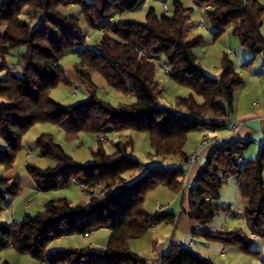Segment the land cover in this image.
Segmentation results:
<instances>
[{"label":"trees","instance_id":"trees-1","mask_svg":"<svg viewBox=\"0 0 264 264\" xmlns=\"http://www.w3.org/2000/svg\"><path fill=\"white\" fill-rule=\"evenodd\" d=\"M190 1L173 0L171 14L158 15L150 6L144 20H135L120 16L139 9L144 0H0V73L6 71L4 77L0 76V211L6 200L21 191L15 161L24 135L38 122L55 123L70 137L81 131H144L156 155L180 156L184 161L180 166L145 164L132 154L133 139L129 136L113 144V153L100 147L92 152V162L83 163L74 160L50 133H42L36 139L38 151L55 163L41 168L28 162L26 172L41 191L72 181L86 184L82 188L89 202L73 203L62 196L46 201L43 210L25 214L20 220L0 219V253L12 246L47 264H147L144 256L130 249V240L142 237L154 224L172 223L177 218L173 211L146 210L148 191L164 184L180 192L181 202H188V216L204 226L221 209H229L218 202L229 176L237 178L248 231L264 236V143L255 157L245 159L244 153L254 142L251 134L216 145L189 192H184L189 158L184 145L189 133L226 128V119L235 110L237 92L245 82L228 54L223 55L217 75L200 64L194 50L204 44L205 38L194 30L198 26L194 13L200 10L197 4H210L203 16L215 37L231 26L241 44L257 55L264 52V3ZM69 5L77 6L78 11H65ZM110 17L115 18L113 23L108 22ZM99 27L106 28L95 44L84 43L87 29ZM18 46L24 47L18 57L19 73L12 72L7 61L10 50ZM73 51L78 54L73 69L93 93L88 99L65 105L52 98L51 90L61 82H70L60 61ZM163 55L168 74L202 96L201 102L192 93L178 96L174 107L158 104L155 60ZM95 72L116 90L133 94L135 100L115 106L99 99L93 90ZM239 156L243 162L238 165ZM129 171L140 172L128 180L125 174ZM103 227L110 230L103 247L48 249L55 238L87 235ZM199 233L209 241L238 246L255 255L259 252L252 249L251 237L241 228L203 229ZM159 264L217 263L171 240Z\"/></svg>","mask_w":264,"mask_h":264},{"label":"rangeland","instance_id":"rangeland-1","mask_svg":"<svg viewBox=\"0 0 264 264\" xmlns=\"http://www.w3.org/2000/svg\"><path fill=\"white\" fill-rule=\"evenodd\" d=\"M164 1L166 0H150L148 2L150 5L155 7L156 13L158 15L171 14L173 11V0H168V4L170 6L168 11H165L163 9ZM260 1L264 3V0ZM186 4H191V1L186 0ZM208 6V8L211 7L210 4ZM65 11L77 12L78 10L77 6L69 5L65 8ZM202 15L204 14L201 10L195 11L194 19L196 23L200 20ZM144 17L145 15H143V12L140 9L127 11L122 14V18L127 19L144 20ZM82 25L84 28L86 27L84 21H82ZM194 30L197 33H201L205 38L204 44L196 47V49L194 50L202 67L206 70H209L211 74H214L220 69L223 55L228 54L229 58L235 62L237 70L242 71L241 75L243 76L245 82H247L246 89H248V92L250 91L251 93L254 87L251 80L250 82L248 81L250 79V69L260 70V72L264 73V71L262 70L264 67V52L256 55L254 52L245 48L241 44L239 38L233 34L231 26L227 27L219 37H215L213 30H209L203 27L200 28L196 26ZM261 32L264 35V22L261 27ZM87 34H89L90 36L89 39H87V42H89L92 37L93 39H97L100 36V33L96 29L91 28L87 29ZM23 50V46H18L10 50V53L7 56V61L12 72H20L18 57ZM247 57L249 58L246 59ZM76 61H78V54L75 51L67 53L61 59L60 64L64 68L70 82H61L51 90L52 98L65 105L77 103L82 99H88L93 93L88 84L75 73L73 66ZM155 62L156 82L158 83L160 89V94L158 97L159 105L164 107H174L176 98L178 96H188L192 93L195 94L198 101L201 102L203 100L202 96L194 93L191 87L177 82L168 74V72L166 71L168 63L164 55L159 59H156ZM5 74L6 71H2L0 73V76L4 77ZM93 80L96 84V87L93 89L95 90V95L105 102L117 106L121 103H130L135 100V96L133 94L118 91L107 82L103 84L102 81L106 80L98 72H95L93 74ZM42 133H50L54 140L62 144V146L73 157L74 160L83 163L92 162L94 159L92 152L98 150L100 147L104 148L109 154L113 153L115 151V147L113 144L118 141H126L128 140L129 136L133 139L132 154L134 156L138 157L142 162L148 165L159 164L160 162H162L157 158L156 154H152L153 150L149 144L148 133L144 131H110L100 134H97L93 131H81L77 133L75 137H70L64 128L55 123L38 122L34 124L23 137V146L18 153L15 161V166L18 171L25 170V165L28 162H31L41 168H46L48 166L54 165L55 162L52 158L43 156L38 151L36 139ZM99 139H101V141H99ZM198 145L199 144L197 143L196 150L198 148ZM255 149L256 148L252 146V148H250L246 152V157L251 158L252 155H254L253 153ZM133 173L134 171H129L125 174V177L129 180L130 176ZM230 179H232V181L222 186V198L218 200V202L224 206V202H226V200H232L235 205L232 207L231 212H227L226 209H221L214 221L215 223L219 224L226 223L229 226L231 225L233 229L241 228L243 231L247 232L253 241L252 249L256 250V247L257 249L259 248V252L257 255L244 252L238 246H230V248L236 249L238 251L244 264H264V236L257 235L255 237H252L246 226V221L244 222L242 216H237V220L233 219L236 211H238V208L241 207L239 205V200L242 196L240 190H238V188L234 184V176H232ZM159 185L167 189L166 185ZM152 189L148 191L144 201V208L147 210H154L155 202L156 206L160 204V201L154 202V197H152L151 194ZM95 190L96 193L99 192V189ZM37 194L41 195L43 198H58L67 196V198L74 203H82L84 201L89 202V195L83 190L80 184L75 181L70 182L64 187L39 192ZM17 198L18 200L14 205L13 211L15 219L13 220H20L26 213L35 214L37 211H41L44 209V203H39L37 201V195H30L29 197H27V200L31 202L29 206H26V198H24L23 195H20ZM87 204L88 203H86L85 205ZM0 217L7 220L8 212L5 211V213H0ZM109 235L110 230L105 227L96 229L87 235L75 233L72 235L55 238L50 242L48 249L56 250L59 248L85 246L103 247L106 245ZM139 243L141 244V242ZM135 248L140 249V251L142 250L141 253L136 252L140 255H146L148 252V250H143L142 246H137V242H134V245L132 244V247L130 249ZM3 261H8L9 264H47L45 262L32 258L27 253L17 252L12 247H7L0 253V264Z\"/></svg>","mask_w":264,"mask_h":264},{"label":"crops","instance_id":"crops-1","mask_svg":"<svg viewBox=\"0 0 264 264\" xmlns=\"http://www.w3.org/2000/svg\"><path fill=\"white\" fill-rule=\"evenodd\" d=\"M166 2H168V0H166ZM150 6L152 5H150L149 2H144L139 9L143 12V15H146ZM120 18H122V15L120 16ZM95 40L96 39H93L92 37L89 40L88 44H95ZM249 57H247L246 59H248ZM77 63L78 61L75 62V64ZM262 70L264 71V67ZM206 71L211 73L209 70ZM238 72L242 74V71H238ZM219 73H220V69L216 71L214 74L217 75ZM249 78L250 79L248 81L250 82L251 80L254 88L252 89L251 93L250 91L248 92V89H246L247 82H244V84L239 88L237 92L235 110L226 119V121L229 122V125L223 129H218V130L206 129V130L208 134L217 138L220 142L232 141V140L244 138L251 134L252 138L254 139V142L249 147V149L252 148V146H254L256 149L253 154L256 156V154L262 147L261 142L264 141V73L260 72V70L250 69ZM105 82L106 81L104 80L102 81L103 84ZM201 135H203V132L201 130H196L189 133L186 143L184 145V151L188 154V156H190L196 150L197 143L199 144L203 137ZM216 145H218L216 142H209L204 144L200 148V153L196 161H194L192 165L186 167L187 170L185 176L184 192L186 193L189 192L192 183L197 177L200 169L204 166L208 155ZM246 152L244 153V158L248 159L246 157ZM152 154L154 155L155 153L152 151ZM254 155H252L251 158H253ZM156 156L160 161H162L159 163V165L162 166H180L184 164V161L180 156H168V157H162L159 155ZM139 172L140 171L134 172L130 176L129 180L134 179L139 174ZM17 173L21 178L22 188L17 196L6 200V202L4 203V207L0 211V213L2 214L5 213V211H7L8 219L5 220L1 217L0 219L5 222H12L13 219H15L13 214L14 205L18 200L17 197L20 195H23V197L26 198V203H25L26 206H29L31 203L29 200H27V197H29L30 195H37L38 197L37 201L39 203H45L46 201L53 199V198H43L41 195L37 194L43 191L39 190V188L31 178V176L26 172V170L23 171L17 170ZM231 177L232 176H229L227 178L224 185L232 181V179H230ZM234 178H235L234 184L239 190L237 178L235 176ZM79 184L82 187V184L81 183ZM151 192H152L151 193L152 197H154V202L160 201L161 205L159 204L158 206H156V202H155L154 204L155 209L148 211L151 212L156 210L173 211L177 213V218L176 221L172 223L161 222L158 224H154L147 230V232L142 237L134 238L130 240V248L132 247V244L134 245V242H137V246L140 247L142 246L143 250H148L146 255H142L147 259L148 261L147 264H159L160 257L167 250L169 242L171 240H174L176 242L184 244L185 246H188L190 249L194 250L200 255L210 257L217 264H244L242 258L240 257L236 249H231L230 246H226L220 242L209 241L202 234L199 233V231L203 229L222 230V231L232 230L233 227L231 225L229 226L226 223H222V224L215 223L214 219H216L219 213L214 217V219L211 222H209L204 226H201L188 216L186 212L188 209V202L187 200H184L183 203L181 202L180 192H174L170 188L167 187L166 189L161 185H157L156 187H154ZM221 198H222V194L220 193L219 200ZM82 203L86 204L88 202L84 201ZM243 204L244 201L241 197V199L239 200V205L241 207H239L238 211H236L235 216L233 218L234 220H237V216H242L245 222V218L243 215ZM234 205L235 204L232 200H226V202H224V206L229 207V209L226 210L227 212H231L232 207ZM251 236L255 237L252 233ZM139 242H141L142 245ZM255 249L258 250L259 248L257 249L256 247ZM131 250L139 253H141L142 251V250L140 251V249L138 248Z\"/></svg>","mask_w":264,"mask_h":264},{"label":"built area","instance_id":"built-area-1","mask_svg":"<svg viewBox=\"0 0 264 264\" xmlns=\"http://www.w3.org/2000/svg\"><path fill=\"white\" fill-rule=\"evenodd\" d=\"M148 1H150V0H144V2H148ZM208 5H209V4L206 3V4L203 5L202 7H200L199 5H197V7L203 12V10L208 9V7H209ZM169 8H170V6H169L168 2L164 1V2H163V9H164L165 11H168ZM114 21H115V18H114V17H110V18L108 19V22H109V23H113ZM198 27H200V28L203 27V28L209 29L208 26H207L206 20H205V18H204L203 15L201 16L200 20L198 21ZM105 28H106V27H99V28L97 29V31H98L100 34H102V33L105 32ZM89 37H90L89 34H86L85 39H84V43L87 42V39H89ZM168 69H169V67L167 66V67H166V71H168ZM201 131L203 132L202 140H201V142L199 143L197 150L194 151V152L189 156V158H188V160H187V162H186V167L192 165V164L194 163V161H196V159H197V157H198V155H199V153H200V148H201L204 144L209 143V142H216L217 144H220V143H221L217 138H215V137L211 136L210 134H208V132H207L206 129H201ZM263 142H264V141L261 142L262 145H263ZM242 162H243V157H242V156H239V157L237 158V164L239 165V164H241ZM85 185H86V184H83V187H84ZM253 235H254V236H257V234H254V233H253Z\"/></svg>","mask_w":264,"mask_h":264}]
</instances>
